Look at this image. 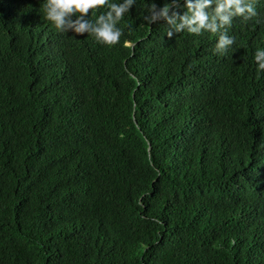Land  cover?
Segmentation results:
<instances>
[{"label": "trees", "instance_id": "16d2710c", "mask_svg": "<svg viewBox=\"0 0 264 264\" xmlns=\"http://www.w3.org/2000/svg\"><path fill=\"white\" fill-rule=\"evenodd\" d=\"M217 2L136 0L108 46L0 0V264H264V0Z\"/></svg>", "mask_w": 264, "mask_h": 264}, {"label": "clouds", "instance_id": "9594fccd", "mask_svg": "<svg viewBox=\"0 0 264 264\" xmlns=\"http://www.w3.org/2000/svg\"><path fill=\"white\" fill-rule=\"evenodd\" d=\"M136 3V0H44V16L56 28L67 24L76 34L90 32L93 38L104 45H115L120 41L121 29L116 27V23L121 20L122 16L128 12L130 6ZM212 3V0H186V8L190 15L180 17V23L174 22V17H169L168 4L163 5L158 12H154L150 20L156 17H162L169 24H173L175 29L188 26V31L195 33L201 27L209 28L215 31L216 25L206 23L208 15L204 9ZM103 6L106 11L98 15L95 20L83 19L89 10ZM153 7H155L153 5ZM215 13L222 23L229 22L233 15L254 16L255 9L253 0H218L215 6ZM75 15L76 19H68ZM171 35V33H167ZM230 38L221 37L217 47H223L230 44ZM127 45L128 42L124 41ZM254 61L258 72L264 69V48H257L254 54Z\"/></svg>", "mask_w": 264, "mask_h": 264}]
</instances>
